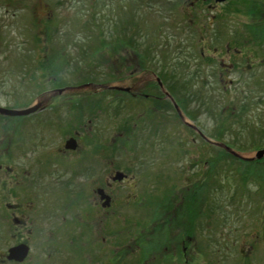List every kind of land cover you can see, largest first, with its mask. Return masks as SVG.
<instances>
[{
	"label": "rangeland",
	"instance_id": "374dc122",
	"mask_svg": "<svg viewBox=\"0 0 264 264\" xmlns=\"http://www.w3.org/2000/svg\"><path fill=\"white\" fill-rule=\"evenodd\" d=\"M123 1L0 0V108L40 104L37 117L0 119V198L31 206L46 194L54 203L59 193L91 192L92 181L99 186L113 170L133 177L112 190L105 219L113 240L133 225H153L154 209L169 198L176 224L191 211L193 264H264V162L240 164L217 146L242 160L264 149V15L249 11L264 0L214 9ZM126 36L132 57L121 77L104 46ZM137 55L149 70L157 65L170 84L161 93L167 89L179 113L168 100L131 101L105 90L110 81L138 86L152 78L136 67ZM75 134L77 154L60 155ZM126 194L141 195L142 205L119 199Z\"/></svg>",
	"mask_w": 264,
	"mask_h": 264
},
{
	"label": "flooded vegetation",
	"instance_id": "af4514ba",
	"mask_svg": "<svg viewBox=\"0 0 264 264\" xmlns=\"http://www.w3.org/2000/svg\"><path fill=\"white\" fill-rule=\"evenodd\" d=\"M4 2L7 5L10 0ZM186 2L188 9L204 3L207 8L214 9L219 4L215 0H183V4ZM126 3L127 0H124L123 4ZM11 17L15 18V14ZM173 24V20L169 21L170 26ZM104 47V52L110 57L109 67L111 64L116 66L122 77L123 73L128 71L129 60L132 57L127 36L119 40L114 39V43L109 39ZM136 59V67L150 74L152 78L138 81V86L134 84L129 86L125 80L110 81L104 84L107 86L105 90L110 92V96L114 94L116 97L131 101H153V104L163 99L170 101L171 97L167 89L164 90V95L161 93L164 85L166 88V84L168 87L169 83L163 81L160 71L155 69L157 65L153 64L152 69L149 70L144 65L146 61L144 57L137 55ZM134 70L132 72H135ZM138 87L139 90L135 91ZM117 88L128 91H120ZM32 116L37 117L38 113L29 117ZM71 138H74L76 148L66 151L65 142ZM78 148H81V145L78 134H75L74 137L64 140L62 149L58 150V153L68 157L77 154ZM95 148L93 144L90 149L88 148L90 157L94 159H96ZM104 149L106 152L111 150L108 146ZM93 164L91 168L96 167V161ZM74 167L80 171L81 161ZM116 173L112 170L102 179L99 186H96L97 183L93 180L91 192L77 191L54 195L56 196L54 203L48 202L46 194L43 199L37 198L39 204L35 200L34 203L31 201V206H23L20 202L14 200L10 202L0 198V264H193L198 251L194 253L195 248L192 245V219L189 216L191 211L183 217L185 224H176L177 215L171 207L174 199L160 200L158 207L154 209L157 215L153 225H133L130 227L132 232L122 236L125 239L119 240V236L113 240V225L109 224L107 218L105 219L106 216H110L115 205L112 190L115 186L126 184L128 181L133 183V177L124 174L120 181H113ZM2 195L0 194V197ZM126 195L119 199L126 204L142 205L141 195ZM106 199L108 206L105 204ZM28 210L30 213L26 212ZM128 227L129 225L126 226ZM242 249H239V255L244 254Z\"/></svg>",
	"mask_w": 264,
	"mask_h": 264
},
{
	"label": "water",
	"instance_id": "95a60500",
	"mask_svg": "<svg viewBox=\"0 0 264 264\" xmlns=\"http://www.w3.org/2000/svg\"><path fill=\"white\" fill-rule=\"evenodd\" d=\"M216 2L218 3H222L224 2L225 0H215ZM40 104L38 106H32V107H29L27 109H24V110H21V111H14V110H6V109H2L0 108V115L2 116H8V117H25V116H28L30 114H33L35 113L38 108H39ZM217 146L223 148L224 150H226L227 152H229L231 155L239 158V159H242L240 157H238L236 154H234L229 148L225 147L224 145H221V144H217ZM64 148L65 150H74L76 148V144H75V141L73 139H69L68 141H66L65 145H64ZM264 157V149L263 150H260V151H257L254 155V158L253 159H243L245 161H254V160H260ZM123 178V176L121 174H116L115 177L113 178V181H120L121 179ZM98 193H101V191H98ZM103 198H101L102 200ZM108 200L106 199L105 200V204L108 206ZM105 204H104V207H105Z\"/></svg>",
	"mask_w": 264,
	"mask_h": 264
},
{
	"label": "trees",
	"instance_id": "16d2710c",
	"mask_svg": "<svg viewBox=\"0 0 264 264\" xmlns=\"http://www.w3.org/2000/svg\"><path fill=\"white\" fill-rule=\"evenodd\" d=\"M264 5V4H263ZM250 14L252 15H257L259 16L260 14L261 15H264V8L262 7V9H256L252 4H251V8H250ZM0 119H3V118H0ZM219 142V141H217ZM235 158V157H234ZM237 162H239L240 164H243V163H247V164H250V163H256V162H264V158L258 160V161H252V162H246V161H243V160H240L238 158H235Z\"/></svg>",
	"mask_w": 264,
	"mask_h": 264
}]
</instances>
